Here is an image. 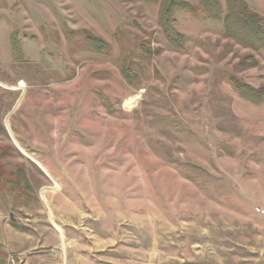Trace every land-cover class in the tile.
Here are the masks:
<instances>
[{"label":"rangeland","instance_id":"obj_1","mask_svg":"<svg viewBox=\"0 0 264 264\" xmlns=\"http://www.w3.org/2000/svg\"><path fill=\"white\" fill-rule=\"evenodd\" d=\"M183 1L180 52L162 0H0V264H264V51Z\"/></svg>","mask_w":264,"mask_h":264},{"label":"trees","instance_id":"obj_2","mask_svg":"<svg viewBox=\"0 0 264 264\" xmlns=\"http://www.w3.org/2000/svg\"><path fill=\"white\" fill-rule=\"evenodd\" d=\"M154 3L157 0H145ZM226 12L220 0H201V5L207 17L213 21L220 22L224 27V34L228 39L236 41L240 45L255 52L264 51V18L252 12L249 7L240 0H226ZM193 8L183 0H162L160 7L159 25L168 45L176 51L186 49L185 37L176 28V16L181 13L191 12ZM86 43L89 48L99 54L108 55L109 45L89 33H85ZM12 46L17 60H23V52L20 41L12 38ZM151 54L150 50H146ZM123 77L126 82L136 85V75L129 67L123 68ZM236 90L248 102L254 105L264 103V89L256 90L248 85L235 82ZM11 149H3L2 154L6 156ZM29 184L26 182L22 171L11 172L6 169L0 161V191L10 189L19 191ZM10 187V188H9Z\"/></svg>","mask_w":264,"mask_h":264},{"label":"built area","instance_id":"obj_3","mask_svg":"<svg viewBox=\"0 0 264 264\" xmlns=\"http://www.w3.org/2000/svg\"><path fill=\"white\" fill-rule=\"evenodd\" d=\"M257 212H258V213H263L260 209H257Z\"/></svg>","mask_w":264,"mask_h":264}]
</instances>
